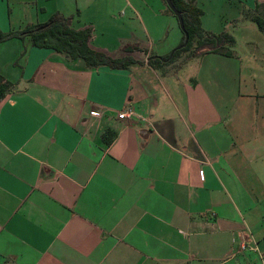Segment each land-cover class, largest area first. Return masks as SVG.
I'll return each instance as SVG.
<instances>
[{
    "label": "crops",
    "instance_id": "crops-1",
    "mask_svg": "<svg viewBox=\"0 0 264 264\" xmlns=\"http://www.w3.org/2000/svg\"><path fill=\"white\" fill-rule=\"evenodd\" d=\"M102 1L0 0V32L56 13L94 31L84 12ZM140 1L123 0L124 22L139 21L146 46L133 32L90 38L113 58L139 47L127 70L29 36L0 43V75L15 84L0 103V264H264V59L191 51L149 65L184 33L163 0ZM194 5L214 34L264 18V0Z\"/></svg>",
    "mask_w": 264,
    "mask_h": 264
},
{
    "label": "trees",
    "instance_id": "trees-1",
    "mask_svg": "<svg viewBox=\"0 0 264 264\" xmlns=\"http://www.w3.org/2000/svg\"><path fill=\"white\" fill-rule=\"evenodd\" d=\"M166 4V1L163 0ZM175 7L182 13L186 29L190 35V41L186 47L176 49L173 58L170 54L166 56H151L148 58L149 65L159 67L171 63L175 57H178L180 51L187 49L193 39L199 38L198 46L192 50L193 56L206 54H221L225 56H233L234 40L229 33L221 32L214 34L206 32L201 27V16L203 12L197 8L195 0H172ZM167 6V4H166ZM264 7V5H262ZM259 8L261 5L258 6ZM169 12L173 14L167 6ZM174 15V14H173ZM175 16V15H174ZM176 17V16H175ZM260 29L264 31V18L260 16L255 18ZM92 32L90 29L75 30L69 20L59 13L52 16L50 21L45 25H34L26 28L24 31L2 33L0 32V43L9 41L14 38L24 39L30 37L34 47L51 49L58 53L65 54L70 59H83L88 68L94 69L106 66L114 70H127L131 65L139 63L130 54L140 51L137 46L125 47L126 56L121 58H113L103 52L96 51L90 46V37ZM185 42V35L182 43ZM191 52V51H190ZM4 77L0 75V103L5 99L8 93L13 89Z\"/></svg>",
    "mask_w": 264,
    "mask_h": 264
},
{
    "label": "rangeland",
    "instance_id": "rangeland-1",
    "mask_svg": "<svg viewBox=\"0 0 264 264\" xmlns=\"http://www.w3.org/2000/svg\"><path fill=\"white\" fill-rule=\"evenodd\" d=\"M132 1H135L139 5H141L140 0H132ZM109 5H110L109 0H103L99 6L97 5L95 8L91 10H85L83 19L86 20L87 18L88 20H92L95 24V30L94 31L91 30L92 36H98L97 38L102 39L104 38L102 34H106L107 37L111 35H121L120 37L127 38L129 32H133L136 34V37L142 42V45L146 46V42L144 41L145 39L142 34L143 30L141 28L139 21L136 20L132 25L124 22L130 19V13L128 9L127 10L126 8L123 9L124 6L123 0H120V2L119 0H115V3H113V6L116 5L115 8H113L114 11L112 10V7H110ZM165 7L167 8L166 4ZM122 11L127 12L125 15L126 17L124 19H123L124 15ZM171 15L173 16V18H175L173 14ZM251 18H252L251 14L245 13L243 16V21L240 24H237L236 27V28L243 27V29L238 28L239 30H237V32L230 33V36H232L234 40L233 51H235L245 61H250L252 56L256 57L257 60H260L259 58L261 57L262 59H264V31L260 29L256 20L250 21ZM131 22H133V20ZM165 35H166L165 37L167 38L165 39L164 43L168 45V43L171 42L173 38V31L167 30ZM198 43H199V38L197 37V39H193L191 41L187 49L180 51L179 55L177 56L179 57L181 56V54H185L187 52L192 51L196 46H198ZM248 44L250 46L257 45L259 47L258 51L257 50L255 51L257 52L256 54L248 53L249 51H252V49H250L247 46ZM25 45L26 46L29 45L28 40L25 41ZM129 45L130 44H127L125 46H129ZM178 47L179 46H177L176 48ZM176 48H174L173 50H175ZM178 57H175V59H173L171 63L178 62L179 60ZM194 63L195 61L185 62L184 64L179 65L176 68V72L178 71L183 76V74H185V72L188 69L189 70L193 69ZM261 63H264V61L262 60ZM1 77L4 76L1 75ZM7 81L10 84H13L11 81L9 80ZM13 85L15 86V84Z\"/></svg>",
    "mask_w": 264,
    "mask_h": 264
},
{
    "label": "water",
    "instance_id": "water-1",
    "mask_svg": "<svg viewBox=\"0 0 264 264\" xmlns=\"http://www.w3.org/2000/svg\"><path fill=\"white\" fill-rule=\"evenodd\" d=\"M165 1H166L167 6L170 8V10L176 16V18H177V20L179 22V26H180L182 32L185 35V42H184L183 46H179L178 48H176V49H179L180 50L183 47H186L188 45V43L190 41V35H189V33H188L187 29H186L185 21H184V18H183L182 13L175 7V5L172 2V0H165ZM176 49L171 52L170 58H173Z\"/></svg>",
    "mask_w": 264,
    "mask_h": 264
},
{
    "label": "built area",
    "instance_id": "built-area-1",
    "mask_svg": "<svg viewBox=\"0 0 264 264\" xmlns=\"http://www.w3.org/2000/svg\"><path fill=\"white\" fill-rule=\"evenodd\" d=\"M133 115H134V111L131 108V109H126L125 111L121 112L118 115V118L123 120V119H128V118L132 117ZM240 247H241L242 250H246L248 248V245H247L246 242H242L240 244Z\"/></svg>",
    "mask_w": 264,
    "mask_h": 264
}]
</instances>
